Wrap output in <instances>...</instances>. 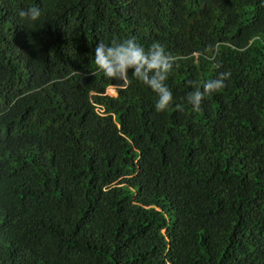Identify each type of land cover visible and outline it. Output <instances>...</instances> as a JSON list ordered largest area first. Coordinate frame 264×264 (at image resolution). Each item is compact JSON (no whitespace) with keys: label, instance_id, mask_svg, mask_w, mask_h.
Here are the masks:
<instances>
[{"label":"trees","instance_id":"1","mask_svg":"<svg viewBox=\"0 0 264 264\" xmlns=\"http://www.w3.org/2000/svg\"><path fill=\"white\" fill-rule=\"evenodd\" d=\"M128 38L165 111L97 68ZM0 264H264V0H0Z\"/></svg>","mask_w":264,"mask_h":264},{"label":"clouds","instance_id":"2","mask_svg":"<svg viewBox=\"0 0 264 264\" xmlns=\"http://www.w3.org/2000/svg\"><path fill=\"white\" fill-rule=\"evenodd\" d=\"M21 18H28L36 21L41 16L37 8H30L27 11L21 10ZM176 58L168 54L165 48L154 43L145 50L137 44L134 38H128L112 46L100 41L95 47L94 61L97 68L103 72L105 78L129 84V72L144 85L157 93L158 101L155 105L156 111H165L173 102V95L166 86V81L174 67ZM231 76L229 71L221 72L216 79L197 85L196 90L187 97L188 103L193 110H199L203 100L214 92L224 88L225 81ZM114 88L109 86L108 88ZM116 91V89H115ZM107 92V89H106ZM115 95V94H114Z\"/></svg>","mask_w":264,"mask_h":264},{"label":"rangeland","instance_id":"3","mask_svg":"<svg viewBox=\"0 0 264 264\" xmlns=\"http://www.w3.org/2000/svg\"><path fill=\"white\" fill-rule=\"evenodd\" d=\"M112 88V87H111ZM114 89V88H113ZM107 93L108 94H116V91L114 89V91H112L110 88H107Z\"/></svg>","mask_w":264,"mask_h":264}]
</instances>
